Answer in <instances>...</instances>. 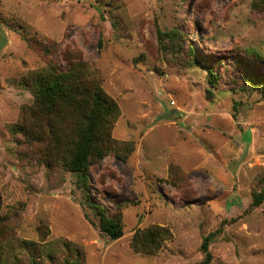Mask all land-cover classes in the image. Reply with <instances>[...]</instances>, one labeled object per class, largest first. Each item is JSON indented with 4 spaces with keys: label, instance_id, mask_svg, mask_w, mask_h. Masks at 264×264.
Instances as JSON below:
<instances>
[{
    "label": "rangeland",
    "instance_id": "1",
    "mask_svg": "<svg viewBox=\"0 0 264 264\" xmlns=\"http://www.w3.org/2000/svg\"><path fill=\"white\" fill-rule=\"evenodd\" d=\"M45 42L57 63L77 52L119 106L111 137L122 157L93 164L86 190L12 130L32 103L21 81L46 64ZM253 77L264 80L262 0H0L7 236L68 241L84 264H198L203 238L221 227L210 264H264V201L251 207L264 188V99ZM87 200L121 213L122 237L99 232ZM151 224L171 238L156 255L134 252V231Z\"/></svg>",
    "mask_w": 264,
    "mask_h": 264
},
{
    "label": "trees",
    "instance_id": "2",
    "mask_svg": "<svg viewBox=\"0 0 264 264\" xmlns=\"http://www.w3.org/2000/svg\"><path fill=\"white\" fill-rule=\"evenodd\" d=\"M264 3V0H262ZM175 35V32H173ZM41 42V41H39ZM53 43H40L47 62L33 69L22 79L21 85L32 95V103L22 109L20 120L12 130L22 138L16 140L35 147L43 156L45 164L61 166L77 174L78 182L86 190L89 170L105 155L113 153L122 157L118 149L122 144L111 137V129L119 116L118 103L103 90L102 78L97 70L84 61L77 52H63L64 62L57 63L52 54ZM248 52L253 50L248 49ZM192 60L197 55L190 48ZM208 71L209 82L214 83L215 74ZM264 99V80L252 79ZM33 145V146H32ZM174 184V180H171ZM251 207H258L264 201V188L252 192ZM0 194V208H1ZM88 207L98 217L96 227L109 240L123 236L121 213L108 214L98 203L87 200ZM207 234L201 243L204 258L198 264H210L209 244L220 232ZM11 228L0 215V264H84L82 253L68 241L61 239L48 243H36L25 239L12 240L7 236ZM171 238L166 226L151 224L137 228L131 239L130 248L145 255H156ZM61 249L69 254L61 260L55 254Z\"/></svg>",
    "mask_w": 264,
    "mask_h": 264
}]
</instances>
